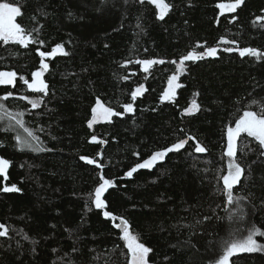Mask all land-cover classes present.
<instances>
[{
  "label": "trees",
  "instance_id": "trees-1",
  "mask_svg": "<svg viewBox=\"0 0 264 264\" xmlns=\"http://www.w3.org/2000/svg\"><path fill=\"white\" fill-rule=\"evenodd\" d=\"M3 2L17 3L22 15L16 22L37 29L34 35L44 43L0 42V70H15L30 80L40 65L37 48L51 51L61 44L67 55L45 59L49 89L39 108L18 99L43 95L31 93L22 81L15 88L0 86V96L14 92L0 102L24 113L25 125L43 149H18L17 132L4 131L8 121H0V157L10 161L0 188L6 183L19 189L0 191V223L8 229L0 237V264H127L128 250L114 227L118 220L106 219L91 204L101 169L80 156L96 159L105 178L115 181L103 197L105 210L126 218L130 231L152 249L148 264H215L230 233L239 238L251 225L264 231V148L258 141L246 133L237 141L236 159L245 172L233 195L241 198L243 220L228 219L235 205L225 208L220 179L227 172L226 127L245 110L264 105V58L223 48L264 52V0H244L235 12L223 14L216 5L234 0H165L171 7L162 20L147 0ZM222 36L237 43H220ZM205 47H217L218 55L185 62L178 80L182 87L172 100L161 101L176 71L171 61L179 63L182 55ZM151 58L165 63L149 73L135 63ZM139 84L145 91L133 102L131 92ZM97 98L117 112L133 103L134 112L100 120L90 129L87 120ZM193 100L199 110L186 114ZM188 135L207 151L196 153V141H189L152 169L124 176L153 151ZM257 239L264 243V237ZM229 264H264V251L236 254Z\"/></svg>",
  "mask_w": 264,
  "mask_h": 264
},
{
  "label": "snow or ice",
  "instance_id": "snow-or-ice-1",
  "mask_svg": "<svg viewBox=\"0 0 264 264\" xmlns=\"http://www.w3.org/2000/svg\"><path fill=\"white\" fill-rule=\"evenodd\" d=\"M18 2V0H17ZM144 0H141L143 3ZM148 3L155 6L157 9V18L163 19L170 10V5L165 0H147ZM244 0H234L232 3H218L216 7L221 10V13H233L236 9L242 5ZM22 15L21 7L17 6V3H0V42L8 44L13 42L23 47H28L30 44H43L44 41L39 40L34 33L37 29L31 30L26 29L24 26L16 22V18ZM236 19L232 17L231 23ZM262 19L257 17V20ZM220 43L225 44H236V40H227L225 37L220 38ZM202 47V45H198ZM40 57L39 69L31 72V79H27L24 75H19L15 70H0V86H17V80L22 81L23 85H26L27 89L31 93L43 94L37 98H30L29 95L21 94L18 99L27 101L32 109L39 108L41 103L44 102V97L48 95L49 85L46 83L44 78L45 73L49 69L48 63L45 62V58H54L59 55H67L63 45L56 44L51 48V51H41L39 48L36 49ZM224 52L232 53L238 52L241 57L246 54L256 57L257 59L264 58V52L253 48V47H224ZM218 55L217 47H205L204 51H189L186 55H182L179 59V63L173 60L172 64L176 65V71L168 77L167 87L161 95V101H170L176 96V90L182 85L178 82L181 74L186 71L185 62H196L203 60L207 57H216ZM132 61H126L125 64L131 63ZM140 66L144 73H149L154 65L164 64L163 59H137L135 61ZM134 74V73H133ZM125 76L123 79H128ZM147 79V77H145ZM145 91L144 84H139L132 92L131 99L134 102L137 97L143 95ZM14 96L13 91H7L4 95L0 96V101H7L9 98ZM252 103H257L253 101ZM199 110V105L195 100L191 102V106L185 109L186 114H192ZM134 112L133 103H125L123 105V112L114 111L112 107H106L100 100L96 99L94 106L91 108L92 116L87 120L89 128L93 127L100 120L110 121L114 116H123L125 113ZM23 112H12L5 107V104L0 102V121L7 119L8 123L3 128L4 131H16L17 134L14 136L16 141L15 147L18 149H31L33 151H42L40 147V138L35 132L29 129L25 125L23 119ZM17 129H21L24 133L21 135ZM246 133L248 137H252L255 141H258L259 146L264 148V105H260L259 111L245 110L238 119L235 120L234 126L226 127V148L224 149L223 155L228 158L227 172L226 174L220 175V179L223 182V194L225 196V208L228 205H235L234 208L228 209V219L231 220L234 215L238 216L240 220H243L244 213L240 205V197H234L233 190L234 186L238 185L242 176L244 175L245 169L242 165L237 162V141L241 137V134ZM98 138L93 135L91 141L96 142ZM189 141H196V138L188 135L186 139H178L175 143L169 147H164L160 150L153 151L150 156L143 159L142 162L136 163L130 170L124 173V176L131 178L134 173L140 169H152L157 165L158 162L163 161L165 157L171 152H179L184 149ZM99 143H105L100 140ZM194 151L196 153H205L207 149L200 144L199 141L195 142ZM100 155V153H97ZM139 156V153H134ZM264 155V152H261ZM82 161H85L89 165H95L98 169H101L100 183L95 187L94 193L90 194L91 204L97 210H103L102 214L106 219L111 221H119L114 223V227L120 230V239L125 242V246L128 250L129 259L127 264H148L149 253L152 251L151 248L147 247L144 243L140 242L139 234H133L130 231V222L123 216H117L112 211L105 210L107 208L106 199H104L105 193L116 186L113 179L105 178L102 173L103 165L98 163L96 159L88 156H80ZM10 166V161L3 157H0V176L7 177V170ZM3 192L19 191L15 184L8 186L5 185L0 188ZM207 219V218H205ZM246 235H242L239 238L235 234L230 233L229 238L221 242L222 255L216 259L215 264H229L230 258L239 253H254L264 251V243L258 242L257 237H264V231L255 225H251L244 229ZM8 234L7 227L0 223V237Z\"/></svg>",
  "mask_w": 264,
  "mask_h": 264
},
{
  "label": "water",
  "instance_id": "water-1",
  "mask_svg": "<svg viewBox=\"0 0 264 264\" xmlns=\"http://www.w3.org/2000/svg\"><path fill=\"white\" fill-rule=\"evenodd\" d=\"M90 129H92V127H91ZM117 222H119V221H117ZM119 231H120V230H119Z\"/></svg>",
  "mask_w": 264,
  "mask_h": 264
},
{
  "label": "rangeland",
  "instance_id": "rangeland-1",
  "mask_svg": "<svg viewBox=\"0 0 264 264\" xmlns=\"http://www.w3.org/2000/svg\"><path fill=\"white\" fill-rule=\"evenodd\" d=\"M220 12H221V10H220ZM45 59H48V58H45Z\"/></svg>",
  "mask_w": 264,
  "mask_h": 264
}]
</instances>
